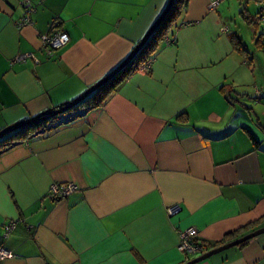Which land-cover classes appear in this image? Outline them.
Listing matches in <instances>:
<instances>
[{
	"label": "crops",
	"instance_id": "crops-1",
	"mask_svg": "<svg viewBox=\"0 0 264 264\" xmlns=\"http://www.w3.org/2000/svg\"><path fill=\"white\" fill-rule=\"evenodd\" d=\"M168 3L0 0V132L107 77ZM209 3L187 0L101 107L0 155V264H186L185 230L210 251L264 228V0ZM54 32L68 42L48 54ZM197 264H264V233Z\"/></svg>",
	"mask_w": 264,
	"mask_h": 264
},
{
	"label": "trees",
	"instance_id": "trees-1",
	"mask_svg": "<svg viewBox=\"0 0 264 264\" xmlns=\"http://www.w3.org/2000/svg\"><path fill=\"white\" fill-rule=\"evenodd\" d=\"M187 0H175L170 11L165 16L164 20L160 26L152 33L148 38L147 42L143 45L141 50L134 56V58L123 67L116 75L113 76L107 83L102 85L100 88L96 89L93 93L82 100L75 108L63 113L71 115L70 119L66 123H70L79 118H82L87 112L95 110L101 107L107 97L115 91V89L126 79H128L132 74L139 71V69L144 66L147 62L151 61V56L155 51L157 43L164 39L170 28H172L177 20L178 16L183 12L186 7ZM263 47V46H262ZM264 49V47H263ZM242 51H244L242 49ZM64 104L63 106H65ZM61 106L60 108H62ZM86 107L83 112H76L80 108ZM61 114V115H63ZM55 116L47 119V117H42L36 124L31 126H24L16 131L5 135L0 139V155L6 150L12 148L17 143L26 140L30 134L35 133L36 135L44 134L47 131L53 129L51 123L55 121L59 116ZM205 252H207V247L204 243L200 242Z\"/></svg>",
	"mask_w": 264,
	"mask_h": 264
},
{
	"label": "built area",
	"instance_id": "built-area-1",
	"mask_svg": "<svg viewBox=\"0 0 264 264\" xmlns=\"http://www.w3.org/2000/svg\"><path fill=\"white\" fill-rule=\"evenodd\" d=\"M220 0H210L208 10L213 11L219 4ZM25 6H29L26 1ZM27 20H23L20 24H26ZM259 26L261 28V44L264 47V16L259 17ZM41 44L47 50L48 54L52 51L58 50L64 47L68 42V37L66 34L61 32H54L52 34H46L40 37ZM25 56L15 59V62H23ZM151 61L147 62L144 66L140 68L142 72L149 70ZM76 186L74 184H62V185H52L49 189V196L53 199L65 198L76 191ZM178 212V208L174 207L169 209L168 215L172 216ZM15 225L9 223L5 226L6 233L13 230ZM180 242L178 246V251L185 256H200L205 253L203 245L198 241V232L194 228L185 230L179 234ZM12 255L10 252L0 248V260L10 259Z\"/></svg>",
	"mask_w": 264,
	"mask_h": 264
},
{
	"label": "water",
	"instance_id": "water-1",
	"mask_svg": "<svg viewBox=\"0 0 264 264\" xmlns=\"http://www.w3.org/2000/svg\"><path fill=\"white\" fill-rule=\"evenodd\" d=\"M175 0H169V3L167 5V7L165 8L164 12L161 14V16L156 20V22L152 25V27L148 30V32L145 34V36L142 38V40L138 43V45L134 48V50L131 52V54L128 56V58L117 68L115 69L112 73H110L107 77H105L104 79H102L101 81H99L97 84H95L94 86H92L91 88H89L84 94H82L81 96H79L76 100L67 103L65 106H63L62 108H58L56 110H47L45 112H43L42 114L31 118L29 120H26L24 122H20L17 124H14L4 130H2L0 132V139L3 138L5 135L10 134L14 131H16L17 129H20L24 126H31L33 124H36L42 117H47V119L61 115L73 108H75L82 100H84L87 96H89L91 93H93L96 89L100 88L102 85H104L105 83H107L111 78H113L114 75H116L123 67H125L133 58L134 56L141 50V48L143 47V45L147 42L148 38L152 35V33L160 26V24L162 23V21L164 20L165 16L167 15V13L170 11L172 5L174 4ZM264 233V228L254 231L234 242H231L229 244H225L221 247L215 248L213 250L207 251L204 254L194 258L193 260L187 262L186 264H197L217 253H220L224 250L239 246L241 244H243L246 241H249L250 239L260 235Z\"/></svg>",
	"mask_w": 264,
	"mask_h": 264
},
{
	"label": "rangeland",
	"instance_id": "rangeland-1",
	"mask_svg": "<svg viewBox=\"0 0 264 264\" xmlns=\"http://www.w3.org/2000/svg\"><path fill=\"white\" fill-rule=\"evenodd\" d=\"M234 23V22H233ZM233 25V24H232ZM249 41H251V38H249ZM260 56H262V57H264V54H261ZM68 114L69 113H67V114H63V115H61V116H59L58 118H62V117H64V116H68ZM198 257V256H197Z\"/></svg>",
	"mask_w": 264,
	"mask_h": 264
}]
</instances>
